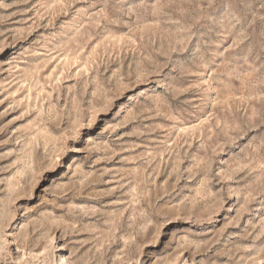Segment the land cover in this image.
Wrapping results in <instances>:
<instances>
[{
	"label": "rangeland",
	"instance_id": "obj_1",
	"mask_svg": "<svg viewBox=\"0 0 264 264\" xmlns=\"http://www.w3.org/2000/svg\"><path fill=\"white\" fill-rule=\"evenodd\" d=\"M0 264H264V0H0Z\"/></svg>",
	"mask_w": 264,
	"mask_h": 264
}]
</instances>
